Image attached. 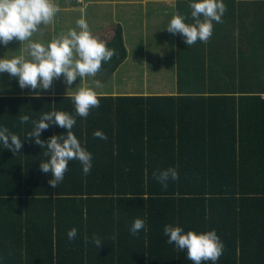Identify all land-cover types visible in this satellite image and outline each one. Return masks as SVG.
<instances>
[{
    "label": "trees",
    "instance_id": "16d2710c",
    "mask_svg": "<svg viewBox=\"0 0 264 264\" xmlns=\"http://www.w3.org/2000/svg\"><path fill=\"white\" fill-rule=\"evenodd\" d=\"M112 31L105 43L116 55L95 76L101 82L127 58L121 28ZM227 87L178 100L99 98V108L86 119L76 116L72 129L92 154L90 174L70 161L57 188L40 170L43 149L24 140L31 122L21 124L19 116L38 120L53 110L75 115L72 100L0 96V128L24 140L15 156L0 146V264H193L186 250L166 242L167 224L185 232L215 230L225 246L216 264H264V91L236 97ZM96 130L107 139L94 138ZM66 132L53 125L41 138ZM169 167L177 168L179 179L164 189L153 173ZM136 218L147 227L134 236ZM73 227L78 234L70 241ZM93 234L104 244L100 249L86 243Z\"/></svg>",
    "mask_w": 264,
    "mask_h": 264
},
{
    "label": "crops",
    "instance_id": "0c3cea01",
    "mask_svg": "<svg viewBox=\"0 0 264 264\" xmlns=\"http://www.w3.org/2000/svg\"><path fill=\"white\" fill-rule=\"evenodd\" d=\"M54 2L61 9L54 18L58 20L59 28L55 26V22L47 26L41 25L39 31L33 34L31 38L33 41L47 45L53 40V35L65 34V27H68L70 19L75 17L78 20L83 17L96 37H99L101 32H107L111 39L112 30L118 25L127 49L126 60L105 82H101V87L96 88L92 83L95 77H87L82 81L77 78L69 93L79 87L88 86L98 93L99 98L155 96L174 97L178 100L199 96L196 91L184 93L185 91L178 89L181 75L185 85L199 80L196 86H199L200 81L204 86H228L226 89L236 92L234 94L236 97L240 95L239 92H247L246 94L258 92L248 89V85H254L256 80L260 81L258 84L264 85V0H223L227 8L222 17L223 23L213 22V35L210 40L206 44L197 41L193 54L183 42L184 50L181 56L179 42L180 39L183 40L182 36L169 33L166 27L177 12L186 17V23H194L189 5L198 0L179 3L176 0H54ZM75 29L79 31L77 27ZM42 30L43 35L38 37ZM150 33L160 39H167L171 44L169 49L162 47L160 51L149 55L146 54L149 51L134 52L129 48V40L132 46L139 40L148 38ZM16 46L13 41L7 46L4 45V48L0 45V58L20 55L21 48L15 50ZM25 55L27 56V53ZM214 63L216 66L212 65ZM64 88L67 89L68 86L61 76L60 79L53 81L50 90L36 91L40 93L39 96H66ZM0 96L37 95L33 94L31 89H21L18 79H10L9 74L0 73ZM260 97L263 98L264 94H260Z\"/></svg>",
    "mask_w": 264,
    "mask_h": 264
},
{
    "label": "clouds",
    "instance_id": "9594fccd",
    "mask_svg": "<svg viewBox=\"0 0 264 264\" xmlns=\"http://www.w3.org/2000/svg\"><path fill=\"white\" fill-rule=\"evenodd\" d=\"M189 7L194 23H186V17L177 12L166 29L173 35H181L187 47L197 41L206 44L213 35V22L223 23L226 5L223 0H198L190 3ZM60 11V6L54 0H0V44L7 46L13 40L21 43L20 55L0 58V73L9 74L10 79H18L21 89H31L37 96L40 95L37 89L50 90L53 81L63 76L68 86L66 96L75 106V115L53 110L43 113L38 120H32L26 114L19 116L21 124L31 122L33 126L24 140L34 141L43 149L45 159L40 160L39 167L41 172L51 175L48 185L52 188L59 187L63 182L70 161H79L83 174H90L92 154L82 147L72 129L77 122L76 116L86 119L92 109L99 108L100 99L92 87L82 86L71 93L68 90L72 89L77 78L82 81L87 77H95L103 62L110 61L116 55L114 49H109L104 41L92 34L83 17L76 21L79 31L70 29L66 35L61 34L47 45L33 41L31 38L40 26L51 24ZM92 83L96 88L101 87L100 80H93ZM53 125L67 129L66 134L42 139L41 133ZM93 137L107 139L101 130L94 131ZM24 140L11 133L7 127L0 128V146L11 151L14 156L21 152ZM153 177L167 189L168 182L177 181L179 174L176 167H169L155 171ZM146 227L144 219L136 218L130 233L135 236L141 230H146ZM77 234L78 230L73 227L67 233L68 239L74 240ZM163 234L167 237L166 242L175 245L178 251L186 250L187 259L193 264H205L208 261L216 264L224 252V243L215 230L185 232L180 226L167 224ZM115 238L113 235L112 239ZM87 242L93 243L98 249L104 245L95 234L91 241L86 237Z\"/></svg>",
    "mask_w": 264,
    "mask_h": 264
},
{
    "label": "rangeland",
    "instance_id": "374dc122",
    "mask_svg": "<svg viewBox=\"0 0 264 264\" xmlns=\"http://www.w3.org/2000/svg\"><path fill=\"white\" fill-rule=\"evenodd\" d=\"M76 21L77 20H76L75 17H73L72 19H70V21L68 22L69 23L68 27H65V30H66L65 31V34H67V32L70 29H75L77 27ZM54 22H55V26L58 27V20L57 19H54L52 24H54ZM41 35H43V30H42V32L40 33V35L38 37H40ZM148 35H149L148 38H145L143 40H139L137 44L134 43L132 46H131V43H130V40H129V48L132 51H134V52H138V51L141 52V51H143V52L146 53V51H149L148 53H146V54H149V55H153V53L155 51H160V49L162 47H165L167 50L169 49V45H171V44H170V42L167 39H160L157 36H153L152 33H150ZM57 38H59V36L53 35V40L54 39H57ZM98 38L100 40L106 42V41L109 40L110 37H109V35H107V32H101ZM47 40H49V36H48ZM180 41L184 42L181 39H180ZM13 42L17 45L15 47V50H19V48L21 47V43L19 41H17V40H13ZM0 45L3 46V48H4V45L3 44H0ZM179 45H180V42H179ZM191 47L194 48V45H192ZM201 49L203 50V48H201ZM233 50H235V48H233ZM150 51H153V52H150ZM191 51L192 52H190V53L193 54V50H191ZM182 53H183L182 51L179 52V55L181 56ZM168 56L169 55H167V58H168ZM212 65L213 66H216L215 63L212 64ZM213 66H211V67H213ZM205 68H206V66H205ZM213 68H215V67H213ZM226 77H230V75H226ZM211 78H212V76L209 77V79H211ZM198 81H191V82H189L188 85H185L184 84V81L181 79L180 82H179L178 89H180V91H190V92H193V91H204V89H206V91H207L208 87H211V86H206V87L203 86L204 83H203L202 86H200L201 85L200 82H199V86H196V83ZM256 81L257 82L254 85H248V89H251V91H258V92L261 91V89H263V91H264V85H261V83L258 84V82H260V81H258V80H256ZM60 84H61V82H60ZM166 88L171 89V87H166ZM172 88H176V87H172ZM64 91H67V89L64 88ZM68 91H70V89ZM145 91H146V89H145ZM147 91H148V89H147ZM142 92H143V89H142Z\"/></svg>",
    "mask_w": 264,
    "mask_h": 264
}]
</instances>
